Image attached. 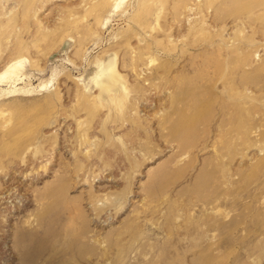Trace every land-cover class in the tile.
<instances>
[{
    "label": "rangeland",
    "instance_id": "374dc122",
    "mask_svg": "<svg viewBox=\"0 0 264 264\" xmlns=\"http://www.w3.org/2000/svg\"><path fill=\"white\" fill-rule=\"evenodd\" d=\"M0 264H264V0H0Z\"/></svg>",
    "mask_w": 264,
    "mask_h": 264
}]
</instances>
